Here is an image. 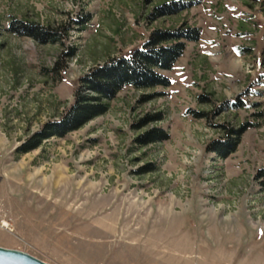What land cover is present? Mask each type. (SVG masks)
<instances>
[{"label":"rangeland","instance_id":"374dc122","mask_svg":"<svg viewBox=\"0 0 264 264\" xmlns=\"http://www.w3.org/2000/svg\"><path fill=\"white\" fill-rule=\"evenodd\" d=\"M171 1L0 0V247L47 264H264V0L151 17ZM11 19L61 42L9 32ZM181 24L200 38L162 72L170 86L125 87L81 129L16 153L79 77ZM245 122L234 153L206 152ZM153 129L168 139L137 142Z\"/></svg>","mask_w":264,"mask_h":264},{"label":"trees","instance_id":"16d2710c","mask_svg":"<svg viewBox=\"0 0 264 264\" xmlns=\"http://www.w3.org/2000/svg\"><path fill=\"white\" fill-rule=\"evenodd\" d=\"M199 2V0L165 2L154 8L151 17L170 16ZM7 30L20 37L30 38L41 45L60 43L62 39L59 30L29 21L11 19ZM199 38L200 29L185 24L172 29H155L145 42L129 55L110 58L91 68L78 78L73 102L62 115L56 120L45 122L39 131L22 143L16 153H29L39 148L44 141L63 138L81 129L90 121L104 115L109 109L110 102L125 87L147 90L170 86L169 79L162 72L172 70L183 55L186 44L197 42ZM206 98V96L199 97L202 101ZM192 114L196 118L203 116L201 113ZM153 118L159 119L160 114ZM250 126L253 124L247 122L236 127L220 126L224 138L210 141L206 146V152L214 154L219 159L227 158L236 151L241 136ZM167 139V133L153 129L139 137L137 142L146 144ZM256 176L264 180V166Z\"/></svg>","mask_w":264,"mask_h":264},{"label":"water","instance_id":"95a60500","mask_svg":"<svg viewBox=\"0 0 264 264\" xmlns=\"http://www.w3.org/2000/svg\"><path fill=\"white\" fill-rule=\"evenodd\" d=\"M0 264H47L22 251L0 247Z\"/></svg>","mask_w":264,"mask_h":264}]
</instances>
